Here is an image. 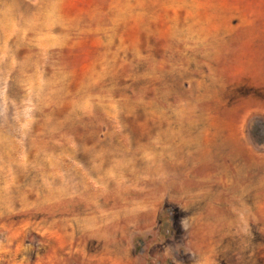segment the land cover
<instances>
[{
    "label": "rangeland",
    "instance_id": "obj_1",
    "mask_svg": "<svg viewBox=\"0 0 264 264\" xmlns=\"http://www.w3.org/2000/svg\"><path fill=\"white\" fill-rule=\"evenodd\" d=\"M227 169L242 205H188ZM263 229L264 0H0V264H264Z\"/></svg>",
    "mask_w": 264,
    "mask_h": 264
},
{
    "label": "bare ground",
    "instance_id": "obj_2",
    "mask_svg": "<svg viewBox=\"0 0 264 264\" xmlns=\"http://www.w3.org/2000/svg\"><path fill=\"white\" fill-rule=\"evenodd\" d=\"M53 91V90H52ZM56 93V92H55ZM43 96V95H42ZM52 96H54V95H52ZM46 97H48V95L46 96ZM45 97V98H46ZM41 98V97H40ZM41 100H42V98H41ZM41 102V101H40ZM158 126V125H157ZM160 126V125H159ZM206 127H209V128H207V130H205V132H203L201 135H203L204 137H202V139L201 138H199V139H201V141H200V143L198 144V146L200 147V149L198 148V152H199V154H200V156H199V160L201 161V162H203V163H207V164H211L213 161H216V160H218L221 156H220V154L222 153L221 152V150L219 151V152H221V153H216L215 154V150L216 149H218L217 147V145H218V141H217V138H218V134H214V135H212V138H210L211 136H210V129L212 128V125H208V126H206ZM181 128V127H180ZM192 129V128H191ZM187 130V129H186ZM189 131V130H188ZM188 131H186V132H188ZM229 131V130H228ZM173 132V131H172ZM171 132V130H170V132H168L169 133V137L170 138H172V136H173V133L175 132H173L172 133ZM230 132V131H229ZM167 133V130H165V134ZM183 133H185L184 131H183ZM237 133V132H236ZM234 131H232L231 133H230V135H229V141H231V140H236L237 139V137L238 136H236L237 134H236ZM188 134H189V132H188ZM172 135V136H171ZM176 135V134H175ZM186 135V134H185ZM191 135V134H190ZM164 136H166V135H164ZM167 136H168V134H167ZM177 136V135H176ZM181 136H183V134L181 135ZM181 136H179V137H181ZM201 137V136H200ZM174 138V137H173ZM210 138V139H209ZM222 138V137H221ZM228 139V138H227ZM231 139V140H230ZM179 140V139H178ZM202 140H203V142H202ZM187 141V140H186ZM196 141V140H195ZM228 140H227V142H229ZM184 142V141H183ZM193 143V142H192ZM234 143V142H233ZM236 143V142H235ZM172 144V143H171ZM183 144V143H182ZM197 144V143H196ZM151 145V147L153 146V144H149V146ZM156 145V144H155ZM183 145H185V144H183ZM171 146V145H170ZM190 146V145H189ZM197 146V147H198ZM219 146H221L220 144H219ZM189 148H191V147H189ZM194 148H195V146H194ZM222 148V147H221ZM197 149V148H196ZM165 150V149H164ZM192 150H193V148H192ZM165 152V151H164ZM156 154V153H155ZM160 155V154H159ZM162 155V154H161ZM160 155V156H161ZM164 155V154H163ZM162 155V156H163ZM241 154H239V156H240ZM219 156V157H218ZM236 156H238L237 154H236ZM175 157V156H174ZM226 158V157H225ZM234 158V157H233ZM172 159H174V158H172ZM221 159V158H220ZM155 161H157V162H160L158 165V167L154 170V171H158L157 172V174H159V172H160V170H163L162 172L164 173V171H165V169H163L161 166H163L164 164L162 163V161H163V159L161 158V157H157L156 159H155ZM219 161V160H218ZM225 161V160H224ZM230 161V160H229ZM220 162H222V161H220ZM233 161L231 160L229 163H232ZM219 163V162H218ZM234 163V162H233ZM217 164V163H216ZM161 165V166H160ZM171 165V164H170ZM205 165V164H204ZM215 165V164H214ZM224 165H226V162H225V164ZM166 166H167V164H166ZM208 166V165H207ZM212 166V165H211ZM235 166V165H234ZM184 167H186V166H184ZM209 167V166H208ZM231 167V166H230ZM187 168V167H186ZM212 168H214V167H212ZM216 168V167H215ZM234 168V167H233ZM232 168V169H233ZM205 169H207L208 170V168H205ZM221 169V168H220ZM224 169V168H223ZM230 169V168H229ZM98 170V169H97ZM170 170V169H169ZM172 171H173V167H172V169H171ZM183 170V169H182ZM187 170V169H186ZM235 170H237V169H235ZM240 170V169H239ZM243 170V169H242ZM211 172H212V170H210ZM209 171V172H210ZM219 170H217L216 172H218ZM244 171V170H243ZM243 171H241L240 173H233V177H232V175L230 176V173H229V171H228V169L227 170H224L223 171V173L222 172H220V173H222L221 175H219L220 176V178L219 179H217L218 177H217V175L218 174H214V176H212V175H210V177H208V176H206V174H205V176L206 177H208L207 179H206V177H205V179H204V181H202V183L203 184H205L204 185V189L201 191V192H203V193H201V194H197V191L200 193V191L199 190H196L195 188H193L192 187V190H188V187H187V191H185V193L183 194V196H187V199H188V205H195V203H197L198 202V204H199V201H201L202 200V202L205 200V201H209L210 199H211V197H213L212 196V194H210V192H212V190L215 188L217 191H219V190H222V191H228L227 192V195H228V193L230 192V193H232V194H234V195H236V196H238L239 197V205H242V200L240 199V197L241 196H243V194L244 195H247L246 193H245V186L244 185H240V183L242 182V180L247 176V174L248 173H246V172H243ZM170 172V171H169ZM215 172V171H214ZM153 174H154V172H152ZM151 173V174H152ZM163 173H161V174H163ZM166 174V173H165ZM172 174V173H171ZM180 174V173H179ZM182 174V173H181ZM168 175V174H167ZM170 175V174H169ZM209 175V174H208ZM190 177V176H189ZM154 178V177H153ZM159 178V177H158ZM196 178V177H195ZM145 179V178H144ZM203 179V178H202ZM201 179V180H202ZM149 180V179H148ZM163 180H165V179H163ZM183 180H184V178H183ZM201 180H200V182H201ZM231 180V181H230ZM157 181V180H156ZM162 181V180H161ZM186 181V180H185ZM197 181V180H196ZM229 181V182H228ZM152 182V181H151ZM154 182V181H153ZM183 182V181H182ZM193 182V180L191 181V183ZM147 183V182H146ZM156 183V182H155ZM188 183V182H187ZM230 183V184H229ZM153 184V183H152ZM159 184V183H158ZM189 184H190V182H189ZM200 184V183H199ZM164 185V184H163ZM201 185V184H200ZM182 186V185H181ZM191 186H194V185H191ZM191 186H190V189H191ZM146 187V186H145ZM177 187H179V186H177ZM196 188H198V184H197V187ZM201 188V187H200ZM200 188H198V189H200ZM174 189H176V188H174ZM195 189V190H194ZM151 190H153V188H151ZM155 190V189H154ZM153 190V191H154ZM160 190V189H159ZM158 190V191H159ZM167 190V189H166ZM179 189H177V191H178ZM181 190V189H180ZM184 190V189H183ZM205 190H207L206 192H205ZM145 191V190H144ZM182 191V190H181ZM215 191V190H214ZM46 192H47V195L45 196V198L47 199V201L48 202H51V200L50 199H52V196H53V191L51 190V188H46ZM142 192V191H141ZM173 192H175V191H173ZM220 192V191H219ZM241 192V193H240ZM144 193V192H143ZM177 193H179V192H177ZM223 193V192H222ZM243 193V194H242ZM153 194H154V192H153ZM180 194H181V192H180ZM179 194V195H180ZM217 194V193H216ZM238 194V195H237ZM157 195V194H156ZM173 195H175V194H173ZM177 195V194H176ZM178 195V196H179ZM215 195V194H214ZM152 196V195H151ZM177 196V197H178ZM235 196V198H237ZM174 197V196H173ZM216 197V196H215ZM218 197H220V196H218ZM221 197H222V195H221ZM136 198V197H135ZM255 198H259V196L257 195V196H255ZM176 199V198H175ZM217 199V198H216ZM227 199V198H226ZM184 200V199H183ZM222 201H225L224 199L222 200ZM227 201V200H226ZM237 201V202H238ZM258 201V200H257ZM257 201H252L254 204L253 205H255L256 203H257ZM148 202V201H147ZM210 202V201H209ZM213 202H214V199H213ZM217 202V201H216ZM247 202H250L249 200L247 201ZM246 202V203H247ZM186 203H187V201H186ZM224 203V202H223ZM223 203H221V204H223ZM209 204V203H208ZM211 205H212V203H210ZM209 204V206H207L205 209H210V207H211V205ZM216 204V203H215ZM235 204V203H234ZM217 205V204H216ZM227 205V204H226ZM236 205H237V203H236ZM200 206H202V205H200ZM217 206H219V205H217ZM217 206H216V208H217ZM39 207L40 208H42V204H40L39 205ZM151 207V206H150ZM190 207V206H189ZM224 207V206H223ZM227 207V206H226ZM90 208V207H89ZM202 208H203V206H202ZM220 209L222 208V207H219ZM256 208V207H255ZM213 209V208H212ZM211 209V210H212ZM223 209V208H222ZM224 209H226L225 207H224ZM46 210V209H45ZM209 211V210H208ZM208 211H207V213H208ZM213 211V210H212ZM211 211V212H212ZM203 211L201 210V213H200V215H201V220H200V222L201 223H203V222H211L213 225L211 226V228H209V230H206V233L208 234H214V227H215V225H216V223H218L217 222V219H215L213 216H211L210 214H206L205 213V211L202 213ZM221 212V211H220ZM225 212V211H224ZM227 212V211H226ZM219 213V212H218ZM139 214V213H138ZM254 214V213H253ZM199 215V214H198ZM226 215V214H225ZM257 216V215H256ZM215 217H216V215H215ZM225 217V216H224ZM227 217V216H226ZM260 217V216H259ZM258 217V218H259ZM145 218V217H144ZM199 218V217H198ZM220 218V217H219ZM230 218V217H229ZM200 219V218H199ZM221 219H223V218H221ZM90 219H88V221H89ZM99 220V218H97V217H95V218H93L92 219V221H98ZM227 220L229 221V219L227 218ZM258 220V219H257ZM219 221V220H218ZM221 221V220H220ZM219 221V222H220ZM259 221V220H258ZM225 222H226V218H225ZM224 222V223H225ZM223 223V222H222ZM229 223V222H228ZM260 223V222H259ZM226 224V223H225ZM222 226V225H221ZM209 226H207L206 228H208ZM202 228H204V227H202ZM218 228H220V227H218ZM217 228V229H218ZM223 228V227H222ZM221 228V229H222ZM199 229H201V227H199ZM202 230V229H201ZM264 230V229H263ZM208 231V232H207ZM224 231V230H223ZM222 231V232H223ZM227 231V230H226ZM198 232V231H197ZM204 232V231H203ZM222 232H221V234H222ZM224 233V232H223ZM219 236V235H218ZM226 237V235L225 234H222L221 236H219V238L220 239H224Z\"/></svg>",
    "mask_w": 264,
    "mask_h": 264
}]
</instances>
